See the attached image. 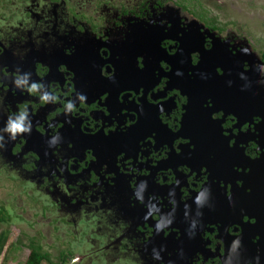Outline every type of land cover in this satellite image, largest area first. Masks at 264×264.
Segmentation results:
<instances>
[{
  "label": "flooded vegetation",
  "instance_id": "obj_1",
  "mask_svg": "<svg viewBox=\"0 0 264 264\" xmlns=\"http://www.w3.org/2000/svg\"><path fill=\"white\" fill-rule=\"evenodd\" d=\"M2 233L42 264H264V0H0Z\"/></svg>",
  "mask_w": 264,
  "mask_h": 264
},
{
  "label": "rangeland",
  "instance_id": "obj_2",
  "mask_svg": "<svg viewBox=\"0 0 264 264\" xmlns=\"http://www.w3.org/2000/svg\"><path fill=\"white\" fill-rule=\"evenodd\" d=\"M13 240L14 234L7 233V241L0 254V264H25L27 251L17 247Z\"/></svg>",
  "mask_w": 264,
  "mask_h": 264
},
{
  "label": "clouds",
  "instance_id": "obj_3",
  "mask_svg": "<svg viewBox=\"0 0 264 264\" xmlns=\"http://www.w3.org/2000/svg\"><path fill=\"white\" fill-rule=\"evenodd\" d=\"M27 82V81H26ZM18 86V79L15 81ZM37 89V85L33 84L29 91H35ZM47 95L45 94L42 99L47 101ZM83 99V97H81ZM27 119V112H22L16 116L15 119L9 118L7 127L5 131L10 134L11 138H15L17 134L25 133L30 131V124L25 125V120Z\"/></svg>",
  "mask_w": 264,
  "mask_h": 264
},
{
  "label": "trees",
  "instance_id": "obj_4",
  "mask_svg": "<svg viewBox=\"0 0 264 264\" xmlns=\"http://www.w3.org/2000/svg\"><path fill=\"white\" fill-rule=\"evenodd\" d=\"M7 234H0V254L6 244ZM47 257L38 249L32 248L31 252L25 261V264H42L43 261H46Z\"/></svg>",
  "mask_w": 264,
  "mask_h": 264
}]
</instances>
